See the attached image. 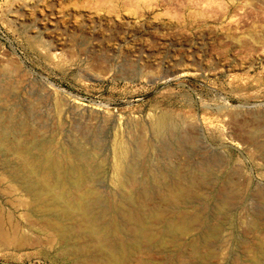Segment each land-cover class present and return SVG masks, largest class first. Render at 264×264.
Returning a JSON list of instances; mask_svg holds the SVG:
<instances>
[{
  "label": "rangeland",
  "instance_id": "rangeland-1",
  "mask_svg": "<svg viewBox=\"0 0 264 264\" xmlns=\"http://www.w3.org/2000/svg\"><path fill=\"white\" fill-rule=\"evenodd\" d=\"M0 113L25 122L22 141L34 130L57 152L81 145L98 158L106 196H117L122 162L147 168L137 171L154 191L147 210L174 212L160 190L176 175L231 193L224 216L212 186L188 196L198 209L209 194L207 222L221 227L211 247H145L128 264H251L264 242V0H0ZM160 116L173 123L159 134ZM28 216L15 213L33 239ZM34 242L1 248L0 264H57Z\"/></svg>",
  "mask_w": 264,
  "mask_h": 264
},
{
  "label": "bare ground",
  "instance_id": "bare-ground-1",
  "mask_svg": "<svg viewBox=\"0 0 264 264\" xmlns=\"http://www.w3.org/2000/svg\"><path fill=\"white\" fill-rule=\"evenodd\" d=\"M5 115L2 117L0 113V150L3 151L4 165L0 182L5 185L0 189L3 195L0 203V249H21L43 239L47 248L44 253L52 255L57 264H128L145 247L169 251L173 246L180 251L181 243L189 239L192 254H198L202 246L213 245L221 227L207 222L206 196L200 198L198 195V209H189L192 198H188L193 197L190 194L197 188L203 190L210 185L209 179L195 177L189 187L184 188L179 175H176L171 187L161 190L159 187L168 207L174 209L173 213L169 212L172 215L160 207L158 209V205L147 210L144 205L147 201L144 200L153 199L154 191L147 185L140 186L142 181L138 179L137 171L141 166L129 162L116 164L124 181H120L116 197L114 194L106 196L97 185L102 171L98 158L90 156L81 145L72 149L62 147L63 150L57 152L52 140L38 138V134L33 136V133H38L34 130L33 138L22 141L17 135L24 132L25 122L19 121L14 125L13 115ZM172 123L169 116H160L153 126L160 134L167 132ZM95 144L94 147L100 145V140ZM118 154L122 159L126 158L123 149ZM142 170L147 171V168ZM15 184L28 196L29 202L23 200L26 196L22 197L19 190L16 191ZM207 191L212 196L209 202L215 201L212 212L219 214L217 216L229 214L230 200L233 199H229L228 194L231 193L215 186ZM21 206L27 210L28 217L35 216V222L28 220V229L37 233L35 239L30 238L19 220L16 222L15 213ZM194 229L199 230L198 233L189 237ZM254 248L251 264H264V242L257 243Z\"/></svg>",
  "mask_w": 264,
  "mask_h": 264
}]
</instances>
